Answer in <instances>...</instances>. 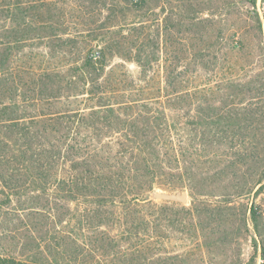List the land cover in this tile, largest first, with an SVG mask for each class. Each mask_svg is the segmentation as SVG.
<instances>
[{
	"label": "trees",
	"instance_id": "16d2710c",
	"mask_svg": "<svg viewBox=\"0 0 264 264\" xmlns=\"http://www.w3.org/2000/svg\"><path fill=\"white\" fill-rule=\"evenodd\" d=\"M191 9L183 14V0H5L0 264H185L183 243L207 237L192 218L236 215L235 198L264 193V99L221 112L213 88L177 69ZM115 55L121 62L108 64ZM224 177L228 186L209 187ZM158 188L187 189L192 205L159 204L150 198ZM248 212L264 264V206Z\"/></svg>",
	"mask_w": 264,
	"mask_h": 264
},
{
	"label": "rangeland",
	"instance_id": "374dc122",
	"mask_svg": "<svg viewBox=\"0 0 264 264\" xmlns=\"http://www.w3.org/2000/svg\"><path fill=\"white\" fill-rule=\"evenodd\" d=\"M231 1L221 0L224 9H219L217 12L218 0H183V14H187L185 7L191 9L188 6L191 4L193 7L191 18H196L194 19L195 25L183 18V30L180 31L178 27L179 39L183 40L181 43L183 44V63L179 64L177 69L185 68L186 70V67H189L188 73L193 76L192 80L196 85L213 88L215 92L213 104L220 108L221 112L236 105L247 106L251 101L264 99V0H257L256 9L263 24V32L258 29L256 11L251 3L247 0L241 2L234 0L240 3V9H238L226 5ZM4 6L5 0H0V53L4 50L8 27L7 20L1 14ZM219 11H222V15ZM133 18L130 16L129 22ZM204 18H209V21L200 23V19ZM102 19L104 20V17ZM121 23L119 20L118 24ZM220 25L227 29L225 41L218 38V26ZM94 26H98V23ZM236 31L240 34L233 37ZM115 36L120 37L118 34ZM181 45H178L180 55L182 54ZM98 46L97 44L96 49L100 51ZM206 48H209L207 59L201 61L200 53ZM117 56L111 57L108 64L120 63L121 60ZM163 64L161 61L155 65L158 78L164 77ZM127 67L134 77L139 76L140 68L136 64L128 63ZM262 126L258 131L260 142L263 140L260 135H264V123ZM245 164H250V162L247 161ZM229 183L230 178L228 177L217 178L209 187L221 190ZM156 192L187 193L188 199L186 203L167 202L155 199L153 195ZM150 198L159 204L169 203L179 207L192 205V198L187 189L171 192L158 188L150 195ZM206 199L214 202L213 205L218 204L217 199H219L218 202L223 200L213 197ZM253 201L264 206V193L256 199L248 195L235 198L231 205L237 207L236 215L225 218V209H220L218 211L221 214L214 216L212 221L207 220L204 215L192 218L191 221L197 224L200 233L205 232L207 237L204 238L202 235L199 243V239L189 241L187 244L183 243V254L188 253L185 264H248L253 257L257 264L262 263L261 249L258 247L256 250L254 247L253 238L256 235L248 219V209ZM244 218H246L245 224L242 222Z\"/></svg>",
	"mask_w": 264,
	"mask_h": 264
},
{
	"label": "water",
	"instance_id": "95a60500",
	"mask_svg": "<svg viewBox=\"0 0 264 264\" xmlns=\"http://www.w3.org/2000/svg\"><path fill=\"white\" fill-rule=\"evenodd\" d=\"M153 197L155 199H160L167 202H181L186 203L188 199L187 193H166V192H156Z\"/></svg>",
	"mask_w": 264,
	"mask_h": 264
}]
</instances>
